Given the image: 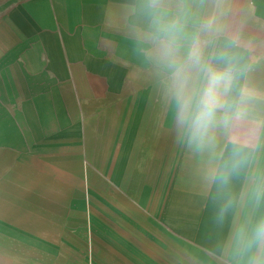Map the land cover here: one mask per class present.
<instances>
[{"label":"crops","instance_id":"0c3cea01","mask_svg":"<svg viewBox=\"0 0 264 264\" xmlns=\"http://www.w3.org/2000/svg\"><path fill=\"white\" fill-rule=\"evenodd\" d=\"M160 11L187 22L174 58ZM193 36L254 91L238 134L182 120ZM261 223L264 0H0V264H264Z\"/></svg>","mask_w":264,"mask_h":264},{"label":"clouds","instance_id":"9594fccd","mask_svg":"<svg viewBox=\"0 0 264 264\" xmlns=\"http://www.w3.org/2000/svg\"><path fill=\"white\" fill-rule=\"evenodd\" d=\"M162 0H151L153 7H158ZM153 26L156 36L153 38L166 58H174L183 46L186 37L187 22L185 17L177 15L169 18L160 11L154 15ZM203 50L195 36L191 39L187 55L190 69L202 72L203 82L198 88L192 86L191 71L178 72L177 97L181 102L182 120L188 119L193 139L203 143L212 139L210 132L218 124L231 128L233 134L239 133V122L247 115V105L254 97V91L247 86L241 87L237 96H233V87L237 79V69L228 60L219 67L208 63L201 64ZM226 181L227 175L222 174ZM257 235L264 236V223L257 228Z\"/></svg>","mask_w":264,"mask_h":264},{"label":"rangeland","instance_id":"374dc122","mask_svg":"<svg viewBox=\"0 0 264 264\" xmlns=\"http://www.w3.org/2000/svg\"><path fill=\"white\" fill-rule=\"evenodd\" d=\"M185 213H186V215H188L189 212H185ZM254 235H255L254 234V228H252L248 231V236L246 237V242L235 244L236 249H245V250L262 249L261 240H259V242L251 240ZM241 247H243V248H241Z\"/></svg>","mask_w":264,"mask_h":264}]
</instances>
